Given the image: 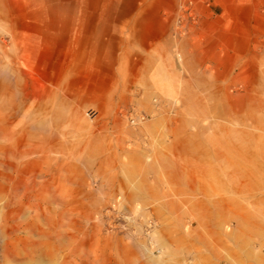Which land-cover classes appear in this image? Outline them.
<instances>
[{
	"label": "rangeland",
	"instance_id": "obj_1",
	"mask_svg": "<svg viewBox=\"0 0 264 264\" xmlns=\"http://www.w3.org/2000/svg\"><path fill=\"white\" fill-rule=\"evenodd\" d=\"M0 264H264V0H0Z\"/></svg>",
	"mask_w": 264,
	"mask_h": 264
},
{
	"label": "bare ground",
	"instance_id": "obj_2",
	"mask_svg": "<svg viewBox=\"0 0 264 264\" xmlns=\"http://www.w3.org/2000/svg\"><path fill=\"white\" fill-rule=\"evenodd\" d=\"M249 96H250V94H249V92H248V94L245 95V97L248 99L247 101H248V102H253V101H254V98H253L252 96L249 98ZM255 99H256V97H255ZM243 101H244V100H243ZM255 102H256V104H257L258 107L263 106V103H262L261 100L258 101V100L256 99ZM242 139H243V138H242ZM240 141H242V140H240ZM219 144H220V143H219ZM225 147H226L227 149L234 150V151H236V150L239 149V147L236 146L235 144H228V145H225ZM218 148H219V147H218ZM239 150H240V149H239ZM216 152H217V153H216V156H217V157H220L221 155L223 156V154H222L220 148L217 149Z\"/></svg>",
	"mask_w": 264,
	"mask_h": 264
}]
</instances>
